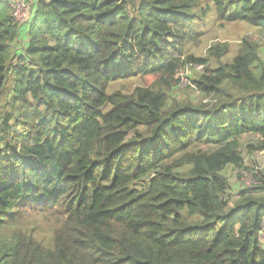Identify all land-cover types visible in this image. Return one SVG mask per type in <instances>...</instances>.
<instances>
[{"label":"trees","instance_id":"1","mask_svg":"<svg viewBox=\"0 0 264 264\" xmlns=\"http://www.w3.org/2000/svg\"><path fill=\"white\" fill-rule=\"evenodd\" d=\"M28 4L0 0V264H264V0ZM212 11L258 39L191 52Z\"/></svg>","mask_w":264,"mask_h":264},{"label":"rangeland","instance_id":"2","mask_svg":"<svg viewBox=\"0 0 264 264\" xmlns=\"http://www.w3.org/2000/svg\"><path fill=\"white\" fill-rule=\"evenodd\" d=\"M206 25L204 27L205 30V42L199 46L193 45L190 49L191 52L195 53L196 55L203 54L204 48L206 45H208L209 41L217 40L219 42H229L231 44V49H235L236 44L243 38L247 37H253L255 40L258 39V37L253 33V31L247 27V25H243L242 23L237 24H231L223 26L222 28L218 27V24L214 20L213 11L208 13L207 19H206ZM255 35V36H254ZM207 47V46H206ZM231 56V55H230ZM184 82V81H183ZM241 146L246 148V145H248L251 140L253 139L252 136L246 135L244 137H241ZM198 150H206L208 148H196ZM244 154H246L245 150H242ZM258 166H260V169L264 168V152L259 153L255 155ZM248 173V172H247ZM247 173H241V178L236 182L235 177L233 176V181L231 182V190L232 193H237L238 189H241L242 186H247L253 184L252 179L250 178V175ZM244 186V187H245ZM243 187V188H244ZM231 205V204H230ZM264 236V232L262 233Z\"/></svg>","mask_w":264,"mask_h":264},{"label":"built area","instance_id":"3","mask_svg":"<svg viewBox=\"0 0 264 264\" xmlns=\"http://www.w3.org/2000/svg\"><path fill=\"white\" fill-rule=\"evenodd\" d=\"M8 5L11 8L13 18L18 22H24L27 18V11L29 9V4L24 0H7Z\"/></svg>","mask_w":264,"mask_h":264},{"label":"crops","instance_id":"4","mask_svg":"<svg viewBox=\"0 0 264 264\" xmlns=\"http://www.w3.org/2000/svg\"><path fill=\"white\" fill-rule=\"evenodd\" d=\"M25 1H27V2L30 3L31 5H32V3L35 2V0H25Z\"/></svg>","mask_w":264,"mask_h":264}]
</instances>
